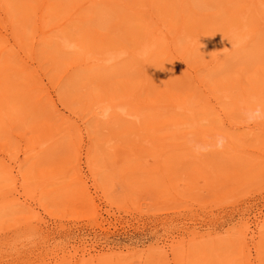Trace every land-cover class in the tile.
<instances>
[{
	"label": "rangeland",
	"instance_id": "1",
	"mask_svg": "<svg viewBox=\"0 0 264 264\" xmlns=\"http://www.w3.org/2000/svg\"><path fill=\"white\" fill-rule=\"evenodd\" d=\"M13 1L17 10L14 16L7 10L8 2L0 0V18L6 17L8 22L14 19L16 36L19 19L24 16L22 9L32 3L31 24L22 35V46L12 37H0V49L6 46L0 61L7 60L0 65V82L9 76L6 65H17L26 70L25 74H32L28 89L36 91L35 100L44 95L41 104L50 111L45 118L51 117L48 121L56 129L46 136L43 131L44 136L38 139L42 130H34L31 122L24 126L13 122L0 134V170L5 169L0 171V264H75L71 255L75 248L91 245L105 255L80 264H214L210 258L216 252L223 253L222 264H246V255L257 258L252 264H264V225L260 236H255L257 247L250 233L255 229V216L264 214V121L249 124L244 116L256 103L264 105V77L260 76L264 74V23L255 12L256 6L247 13L251 29L248 41L231 50L218 45L219 49L207 57L204 48L197 47L189 54L183 51L192 43H181L186 36H178V25L173 30L165 28L168 37L155 31L160 21L157 16L152 19L149 0H79L72 7H68L70 0H49L69 9L61 14L54 12L58 7L52 9L45 36L37 27L42 0ZM166 1L158 3L164 7ZM236 1L242 6L250 4V0H187V17L191 20L192 11L199 12L194 35L202 31L218 36L228 33L231 24L244 21L240 16H228V9L236 10ZM120 2L138 12L128 8L131 12L126 13ZM258 5L264 14L262 2ZM77 7H81L78 19L64 25L68 43L77 45L61 51L68 58L62 64L60 60L67 59L56 52L62 48L56 27ZM159 12L170 16L166 8ZM43 14H48L47 8ZM107 14L109 22L103 23L101 19ZM118 15L138 20L139 40L129 41L127 32L117 43L90 44L84 34H109L110 18L116 21ZM211 18L216 23H203H211ZM178 19L164 22L172 27ZM153 44L155 51H164L158 62L165 72L171 71L173 77L168 74L167 78L172 81L167 82L173 87L151 90L142 86L147 79L139 76L132 80L137 82L133 94H124L120 68L132 60L144 63L146 57L134 52ZM108 47L127 51L110 70L108 61L96 58ZM82 49L92 53L86 61ZM154 56L147 62L153 64ZM171 68H178L181 76L176 77ZM257 69H262L261 73ZM96 73L109 81L108 92L97 82L91 87L90 78ZM134 75L137 73L131 77ZM228 80H233V89L222 94L217 84ZM239 80L241 87L236 86ZM27 81L23 77L18 82ZM91 92L100 97L87 106ZM166 93L173 96L166 98ZM191 95L194 104L179 109L178 103ZM108 103H126V108H112L105 117ZM127 112L142 114L136 118ZM129 126L137 128L140 135L127 134L124 129ZM205 133L211 137L209 142L203 141ZM218 136L227 139L223 150L216 147ZM58 143L61 146L55 147ZM135 152L138 154L129 158ZM79 157L81 172L75 168ZM230 159L234 162L228 166ZM219 161L224 165L215 164ZM250 161L258 163L255 174L263 173L261 178L255 176L242 185L217 178L244 168L240 162L247 168ZM169 179L172 189L165 190ZM139 180L145 182L136 183ZM80 189L85 201L76 198ZM57 200H62L60 205ZM187 231L196 233L182 235ZM169 235H182L185 242H178L173 249L159 248Z\"/></svg>",
	"mask_w": 264,
	"mask_h": 264
},
{
	"label": "bare ground",
	"instance_id": "2",
	"mask_svg": "<svg viewBox=\"0 0 264 264\" xmlns=\"http://www.w3.org/2000/svg\"><path fill=\"white\" fill-rule=\"evenodd\" d=\"M4 2H8L9 7L7 8V10L9 9V12H11L12 16L16 15V9L13 7V0H3ZM262 2V4L264 5V0H259ZM258 0H250V4H248V6H242L240 4L239 1H236L234 4V8L236 7V10L234 9H228L227 13L229 17H233L234 19L238 18L239 16L241 18H245L244 21H242L240 24L237 23H233L230 25V29L228 33H223V34H218L217 35H205L204 33H202V31L197 32L196 35H194V31H196V22L199 20L196 17V14H198L199 12L197 11H192L194 12L192 15V19L190 20L188 16V12L187 9L185 8L186 2L187 0H168L165 2L164 7L162 5H160L158 3V0H149V10L148 11H153L152 13V19L154 16L158 17V21L160 22H156L158 24V27L156 28L155 31H160V35L163 37H168L167 34V30H173L174 27L178 25V28L176 31H178V36L180 35H185L186 37H190V42L192 44H189L188 46H184L183 51L186 54H189L190 52L193 51V49L200 47L202 48V50L206 49L207 51V57L209 54H213L216 50L219 49L218 45H221L222 48L227 49V50H231L233 49L234 45L236 46V48L242 46L245 41H248V38L251 36V29H248L249 24L247 23L246 19H247V13H249L252 9L253 6H256V10L255 12L257 13V15L260 17L261 20H263L264 23V14L262 13L261 9H257V7L259 8V3ZM79 2V0H70V5L69 6H75L77 3ZM122 2H120L121 4ZM199 3V2H198ZM11 5V7H10ZM27 8L24 7V16L22 18L19 19V28L20 31L19 33H17V37L14 34L13 31V20L11 22H8L6 17H3L2 19L0 18V22L2 23V25H0V37H4L7 40H10V38L12 37L15 40V44L17 45V41L19 40V46H22L24 44V40L22 39V35L24 34V31H27L29 25L31 24L30 20L32 17V14L30 11V8L33 6L32 3H27ZM122 5H124V7L121 10H126V13H130L131 11L128 10L131 9L134 12H138L137 9L134 8V6H130L128 3L123 2ZM77 6V5H76ZM84 6V5H83ZM58 7V9L56 11H54L57 14H61L62 11H65L67 8L63 7L61 2L55 3V4H51L49 0H42L40 6H39V11L37 12V15L39 13H41L39 15V23L38 26L39 29L41 30L42 34L45 36V34L48 32L45 29V27L49 24V20L48 18L50 17V15L52 14L51 11L53 8ZM82 7V6H81ZM81 7H77L75 12L69 17L67 18V20L58 25L56 28H59L60 30V34H58L59 40L61 42V50L57 49L56 52L60 51L61 56L64 59V61L60 60V63L65 64L66 61H68V58H65V56L63 55V52L66 48L70 47V46H74L77 45L76 43L69 41V37L66 34L65 30H64V25H66L65 23L77 18V15L79 14V9ZM1 8V6H0ZM13 8V10H11ZM45 8L48 9V14L44 15L43 11L45 10ZM161 8H166L168 14H170V19H168L167 17L164 16L163 13L159 12V10H161ZM69 9V8H68ZM199 9H201V7H199ZM192 10V9H190ZM250 16L252 15V12L249 14ZM178 16V22L174 25H172V27L168 26V24H166L165 22H168L173 20L175 17ZM108 17L109 15H105L101 21H103V23L105 22H109L108 21ZM119 19L114 21L112 19V17L110 18V22L109 23V34L105 33L102 34L101 36H97L96 34H91V33H85L84 35L87 37V39H89V41L91 42L90 44H93L94 46L97 45H105L108 43H117L120 41V39H122V35L123 34H127V32L129 33L127 36V39L129 41H133L137 42V40H139V31H138V27L139 24H137L138 20L136 21L133 17L131 16H125L123 17L122 15H118ZM115 18V17H114ZM139 19V18H137ZM214 19V18H213ZM212 18L210 19L212 22L208 23V20L203 22L205 25H212V23H216L215 20H213ZM165 21V22H164ZM106 23V24H107ZM172 23V21H171ZM203 24V25H204ZM18 25V24H17ZM167 27V28H166ZM166 28V29H165ZM19 34V35H18ZM89 34V35H88ZM109 39V40H108ZM217 39H220V43L216 42ZM104 42V43H103ZM18 46V45H17ZM238 46V47H237ZM6 47V46H5ZM3 47V48H5ZM2 48V49H3ZM145 48V47H144ZM144 48H138L137 51H135V54H139L141 52L142 49ZM150 51L148 53L146 57V61L144 63H140L138 60H132L126 64H124L122 66L121 71V75L122 78L124 80L120 81V87L121 90H123L124 94L127 95H131L133 94L135 88H136V83L137 82H133L132 80L135 78H138L139 76H143L145 79H147V84H142V86H145L146 88H150L152 90V88H157V87H164L165 85L168 86H172L171 84H168L167 81H172L173 75L171 74V71L165 72V67L163 66V64H160V62H158L159 58L161 57V55L164 53V51H160L157 52L155 51L156 46L155 44H153V46H150ZM204 48V49H203ZM2 49H0V58H1V54H2ZM127 53V51H122L119 50V47H116L114 49H111L110 47H108L106 50H104V53L102 55L97 56V60L100 61H108V65L111 66L108 70L114 68L117 66V62L119 60V57L122 56V54ZM82 54L84 56V60L86 61V59H88L90 57V55L92 54L90 51H86L85 49H82ZM153 55H155V59L153 60V64H150V62H147L149 57H152ZM206 57V58H207ZM54 59H57L56 57H53ZM7 60H1L0 61V65L2 66V64H6ZM146 67L147 69L144 70L143 68ZM175 67V66H173ZM5 69L9 70V76L5 79L6 82H0V134L2 132H4L7 128V125L13 122H18L21 125H27L29 122L32 123V128L34 130H42V132L40 133L41 136L38 137V139H41L42 136H44L43 131L46 133V135H48L51 131L56 129V126L54 125V123H49V117H46L47 115H49L50 111H47V107L43 104H41V101L44 97V95H42L41 97H39V100H35V96H36V91L34 89H28V87L31 84V77H34L32 74H25L26 70L19 68L17 65H6ZM174 69V75H176V77H180L181 74L178 73L179 70L178 68H171L170 70ZM258 73H261L262 69H257L256 70ZM264 71V70H263ZM114 70L110 73H113ZM164 72V73H161ZM133 73H137V75L131 77V74ZM98 73H96V75L92 76L90 78V84L91 87H93L95 85V83L97 82V86H102V89L106 92H108L110 90V86L108 84L109 81H107L106 77H99L101 75H97ZM168 74H171V77L167 78ZM262 78L264 77V74L261 73L260 75ZM25 80H28L26 84H20L18 81L20 78H23ZM131 77V78H130ZM102 82L104 80L103 83ZM131 80V81H128ZM178 82V80L176 81ZM263 83V81H262ZM242 81L239 80L236 84V86H242ZM107 86H109V88H106ZM217 86L219 87L218 90L221 91L222 94H224L225 92H229V89H233V80H228V81H224L221 82L220 84H217ZM173 87V86H172ZM117 92H115L116 94ZM92 96L91 98L89 97V101H87V106L88 104L90 105L91 101L95 100L96 98L100 97V96H94L93 93L91 92ZM118 94V93H117ZM116 94V95H117ZM27 95V96H24ZM241 95V94H240ZM173 95L170 94H165L166 98H171ZM178 98H182V96H178ZM193 96L191 95L188 99L185 98L184 102H179L178 103V108L179 109H184L187 106L189 107V105H193V100H192ZM11 105V106H10ZM115 107H122V108H126V103H117L112 105L111 103H108V105L106 106V108L111 109L115 108ZM109 111V113H110ZM108 113V114H109ZM129 114H133L135 115L136 118H140L141 116V112H127ZM44 119H46L44 122H42ZM156 122V121H154ZM153 121L151 122L152 125ZM150 125V127H151ZM124 131L127 134L130 133H136V135H140L137 128L133 127V126H129L128 128H125ZM211 137L209 134L205 133L204 139L203 141L205 142H209ZM37 139V140H38ZM194 140H196L195 138H192ZM192 139H189V141H191ZM61 143V142H60ZM58 143L57 146L55 147H59L61 146V144ZM6 146L9 145V142L5 143ZM72 145H76V141H73ZM56 149V148H55ZM205 152H201L199 153V155L204 154ZM138 153L135 152V154H131L129 156V158H131L133 155H136ZM198 158H200L198 156ZM80 160L81 157L78 158V163L77 165L75 164V168L77 171L81 172L82 168L81 166H79L80 164ZM224 161V160H223ZM228 166H231V164H233L234 160L230 159L229 161H226ZM214 164V163H213ZM216 165L218 164V166H223L224 162L219 161L218 163H215ZM241 165H243L244 168L239 169L237 172H235L234 174H230L228 176H225L223 174H220L218 177H225V179H223L225 182L231 181L232 183H234L235 185H242V184H247L245 181H249L251 180L253 177L257 176L258 178H261V175L263 173H257L255 174V172L258 170L259 165L258 163H254L253 161H250L248 163H246L248 166L246 168L245 163L244 162H240ZM239 164V166H240ZM174 166V164H172ZM215 165V166H216ZM243 169H245L243 171ZM199 170V169H198ZM1 172H4L5 169L0 170ZM201 170H199L200 172ZM220 171V170H219ZM46 172V171H45ZM44 172V173H45ZM129 173V172H127ZM193 172H190V175ZM50 174L51 178H54V176L51 173ZM126 174V173H125ZM127 175V174H126ZM197 176H194V178ZM82 176L80 174H78V179H81ZM130 178V177H128ZM131 179V178H130ZM144 183V180H139L136 183ZM130 183H133L130 181ZM223 183V182H222ZM165 186L166 189L168 190L171 188L170 185V179L168 181L165 182ZM217 186L220 189H224L225 185L224 184H217ZM64 187L69 188V184H65ZM64 187H61V189L63 190ZM237 187H235L234 189H236ZM172 189V188H171ZM67 192H65L66 194ZM224 193V192H222ZM228 193V192H226ZM76 198H79L80 201H85V196L83 195V191L80 189L79 192L76 191ZM221 194V193H220ZM70 195V194H69ZM66 195H64L65 197ZM63 200V199H62ZM62 200H57L58 204L62 201ZM65 202H69L71 203L72 200H67ZM60 205V204H59ZM244 218V215L241 217V219ZM250 219L247 220V222H249ZM254 223H255V229L251 230V240L254 243V246L257 247V244L255 243V239H256V235L260 236L261 232H262V227L264 225V214L259 215V216H255L254 218ZM247 231L249 230L250 226L247 225ZM186 233H196L195 231L190 232H184L185 235ZM209 234H211L210 231H208ZM204 233H202L201 235H203ZM175 236V235H169L167 238H163V244L162 245H158L159 248L161 249H165V248H169V249H173L175 247L176 244H178V242H185V237ZM167 250V249H166ZM102 249L97 248L94 245H91L90 247H83V248H75L74 252L71 254L73 256V258H75V264H80L82 262H89L92 263L95 260L101 259V257H103L105 255V252H102ZM204 257L207 256V253H205L203 255ZM223 253L222 252H216V253H212L211 254V258L210 260H212V262L214 264H222L223 263ZM185 260L188 258V254H185L184 256ZM246 259V264H252V262L256 263L257 258L255 257V260H253L252 258H249V256H245ZM209 260V261H210Z\"/></svg>",
	"mask_w": 264,
	"mask_h": 264
},
{
	"label": "clouds",
	"instance_id": "3",
	"mask_svg": "<svg viewBox=\"0 0 264 264\" xmlns=\"http://www.w3.org/2000/svg\"><path fill=\"white\" fill-rule=\"evenodd\" d=\"M190 39H191L190 37H184L181 40V43H184L185 41L190 42ZM149 51H150V48L149 46L146 45L145 48L141 50L139 55L141 56V58H143L148 55ZM109 111L110 109L105 108L103 115L106 117ZM244 116H245L247 123L249 124H254L260 121H264V105L256 103L254 107H250L244 112ZM226 143H227V139L225 137L223 136L217 137L216 147L218 150H223L224 145Z\"/></svg>",
	"mask_w": 264,
	"mask_h": 264
}]
</instances>
